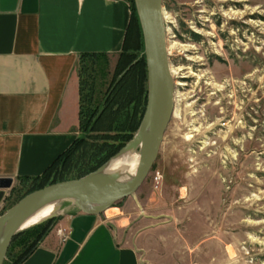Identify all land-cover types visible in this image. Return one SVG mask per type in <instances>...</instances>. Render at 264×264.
I'll return each mask as SVG.
<instances>
[{
	"label": "rangeland",
	"instance_id": "obj_1",
	"mask_svg": "<svg viewBox=\"0 0 264 264\" xmlns=\"http://www.w3.org/2000/svg\"><path fill=\"white\" fill-rule=\"evenodd\" d=\"M163 6L174 112L146 179L107 209L124 219L116 237L141 264H264V0ZM128 50L143 55V42ZM117 55L99 59L101 92ZM31 184H15L0 212Z\"/></svg>",
	"mask_w": 264,
	"mask_h": 264
},
{
	"label": "crops",
	"instance_id": "obj_2",
	"mask_svg": "<svg viewBox=\"0 0 264 264\" xmlns=\"http://www.w3.org/2000/svg\"><path fill=\"white\" fill-rule=\"evenodd\" d=\"M130 14L127 0H0V177L12 187L42 174L76 137L79 55L118 53ZM64 211L19 264H141L137 247L116 237L120 215Z\"/></svg>",
	"mask_w": 264,
	"mask_h": 264
},
{
	"label": "trees",
	"instance_id": "obj_3",
	"mask_svg": "<svg viewBox=\"0 0 264 264\" xmlns=\"http://www.w3.org/2000/svg\"><path fill=\"white\" fill-rule=\"evenodd\" d=\"M130 6V19L125 33L122 49L118 52L113 70L101 92L96 86V74L100 70V60L105 61V52H83L78 59L79 85V129L81 134L60 153L39 176L22 179L30 180L31 185L15 198L7 207L22 196L47 184L73 179L96 170L132 138L136 132L145 108L147 95L146 67L143 55L128 50L129 47H142L141 30L136 16L133 0ZM185 32L194 39L199 35L189 29ZM142 49V48H141ZM134 61V62H133ZM109 72V71H108ZM16 189L12 187L11 192ZM5 198V197H4ZM118 202L116 205H120ZM61 215L50 218L17 233L9 250L15 244L19 247L13 255L9 250L7 261L3 264H19L49 233ZM9 257V258H8Z\"/></svg>",
	"mask_w": 264,
	"mask_h": 264
},
{
	"label": "water",
	"instance_id": "obj_4",
	"mask_svg": "<svg viewBox=\"0 0 264 264\" xmlns=\"http://www.w3.org/2000/svg\"><path fill=\"white\" fill-rule=\"evenodd\" d=\"M141 30L146 67L147 98L141 121L132 138L96 170L77 178L53 182L28 192L0 213V264H3L13 237L20 231L63 213L59 202L88 215H99L136 193L155 163L164 133L174 112V79L166 43L163 0H133ZM136 151L137 167L125 182L121 175L101 172L104 165L126 151ZM11 177H0V192L12 187ZM49 202L57 211L41 221L24 226L26 218Z\"/></svg>",
	"mask_w": 264,
	"mask_h": 264
},
{
	"label": "bare ground",
	"instance_id": "obj_5",
	"mask_svg": "<svg viewBox=\"0 0 264 264\" xmlns=\"http://www.w3.org/2000/svg\"><path fill=\"white\" fill-rule=\"evenodd\" d=\"M170 72L171 74L174 73V69H172L171 66H170ZM137 162H138V155H135L133 151L129 150L121 153L120 155H118L117 158L115 157V159L112 160L108 165L105 164L106 166L104 165L105 167L101 169V172L109 175L119 174L121 175L119 180L125 182L134 175L135 169L137 167ZM57 209L58 208L56 202H49L43 205L42 207L31 213L26 218L24 226H30L41 221L48 215L55 213Z\"/></svg>",
	"mask_w": 264,
	"mask_h": 264
},
{
	"label": "built area",
	"instance_id": "obj_6",
	"mask_svg": "<svg viewBox=\"0 0 264 264\" xmlns=\"http://www.w3.org/2000/svg\"><path fill=\"white\" fill-rule=\"evenodd\" d=\"M58 231H59V233H60L61 239H65V238H67L68 235H69V233H70L69 229H68V228H64V227L58 229Z\"/></svg>",
	"mask_w": 264,
	"mask_h": 264
}]
</instances>
